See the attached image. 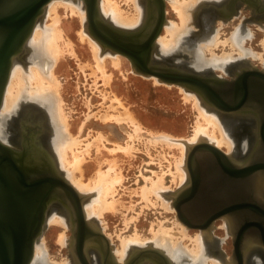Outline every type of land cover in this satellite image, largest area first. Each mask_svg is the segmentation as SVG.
Segmentation results:
<instances>
[{"label":"water","instance_id":"obj_1","mask_svg":"<svg viewBox=\"0 0 264 264\" xmlns=\"http://www.w3.org/2000/svg\"><path fill=\"white\" fill-rule=\"evenodd\" d=\"M50 1L0 0V111L14 59L24 51ZM82 1L91 36L105 50L129 58L137 73L192 90L208 108L223 116L259 114L256 98L264 93V70L243 68L234 79L227 80L212 71L200 72L191 67L196 58L158 50L157 39L167 22L166 0H143L145 14L135 28L117 27L105 20L100 0ZM243 3L264 20V0H225L206 3L200 10L211 8L217 16L228 20ZM26 107L29 112L16 123L20 125L17 132L9 130L15 146L0 139V264H32L35 244L44 232L47 212L53 204L71 214V250L75 254L85 252L79 263L91 264L86 251L95 249L97 244L86 229L91 222L84 212L85 196L69 182L57 162L44 110L32 103ZM32 116L39 122L26 119ZM235 159L233 154L206 140L189 146L188 180L173 193L172 204L183 224L209 235L215 220H227L234 244L231 261L245 264L241 251L264 243L256 235L260 233L264 239V153L256 147L240 163ZM203 170L208 173L207 180L201 177ZM237 179L242 184L262 183L238 189L234 186ZM204 182L210 185L206 187ZM252 189L256 192L251 193ZM96 234L110 246L102 232ZM146 259L154 260L155 264L174 263L163 250L153 247L134 248L124 263L143 264Z\"/></svg>","mask_w":264,"mask_h":264},{"label":"rangeland","instance_id":"obj_2","mask_svg":"<svg viewBox=\"0 0 264 264\" xmlns=\"http://www.w3.org/2000/svg\"><path fill=\"white\" fill-rule=\"evenodd\" d=\"M117 1H119L120 7L125 14L129 12V14L135 13L136 10H134L135 5L133 3L128 0ZM223 1L225 0H207L199 10L206 3H222ZM238 10V13L228 20L217 16L211 8L197 11L196 20L190 31L184 33L172 49L163 52L158 47V50L163 54L174 52L178 55L184 54L188 55L189 58H196L198 65L193 63L194 65L190 64L191 67L200 72L213 70L216 75L224 78H230V75L227 74L228 67L235 63L238 65L239 62L247 61V64L251 67L263 69L264 26H261L260 23H264V20L259 18L258 16L260 15H256L246 3L239 4ZM166 11L167 21L180 24V18L176 10L167 0ZM59 14L64 36V39L60 41L63 53H61L62 55L57 60L56 65L54 61L52 64L57 81L60 83L58 92L62 100V109L69 124V131L73 138L76 137L81 141L79 150L83 158L82 172H77V176L82 175L83 180L88 183L99 170L107 171L111 166L114 167L115 172H119V175L122 176L121 183L116 186V194L113 197H108V200H115L116 204L118 203L116 206L117 211H106L94 224L107 234L108 238H111V244L115 248L121 249L120 240L123 236L129 237L139 234L141 239L148 238L151 240L154 237L153 233L160 231L161 228H165V230L172 229L171 232L174 233L175 242L178 241L182 247L192 248V237H195L202 230L188 228L178 219L177 210L175 208L165 209L166 207L162 206V198H157L154 192L148 195V199L143 198L142 188L145 185L151 186L152 180H157L158 182L163 180L161 182L163 188L172 194L180 186H183V183L187 182L186 180L181 182L177 170V162L182 157L180 148L176 145L167 144L160 136L172 134L184 138L187 137L186 139L191 137L194 134L198 110L192 100L186 101L184 99V94L179 88L181 85L165 82L156 83L153 79L155 76H144L136 73L129 58L122 54H120L122 59L120 65L115 66L111 58L107 57L110 56L108 55V50H104L101 46L102 54L106 57V73L111 77L107 85L102 73L96 67L89 41L84 40L82 42L80 38L79 31L83 25L79 17L72 16L62 6L59 7ZM44 20L46 25L51 22L48 17ZM242 24L246 25L243 28L245 32L253 34L252 37H248L244 42L248 58L247 56L241 57L239 48L232 44L230 38L232 37L231 34ZM137 26L139 25L123 26V28H135ZM214 32L215 39L218 40L212 43ZM165 34L164 27L161 35ZM202 36L204 37L203 39L200 38ZM69 41L72 45H70ZM95 41L97 42V40ZM97 43L99 44V42ZM34 49L29 48L21 58V64L25 68L35 63V60H39ZM212 55L216 57L213 58L211 57ZM223 55H229L230 57L224 62H221V60H218L219 63L217 60H215V63L213 62L214 59L221 58ZM34 56H36L35 59ZM48 60L50 59L48 58ZM116 97L119 99H115ZM31 103L39 104L36 101L25 98L11 113L5 114V125L8 130L14 133L17 132V126H20L16 124L19 121L18 115H20L22 109ZM42 108L48 113L52 137L55 135L54 132L56 133L57 125L54 119L51 118L49 110L44 106ZM126 110L132 112L141 124L140 130H135L131 122H126L123 119L126 115L124 116L122 113L126 112ZM108 115L122 116L124 123L122 122L120 125L116 120H106L105 118ZM225 117H228V119L234 118L229 115H225ZM134 135L137 137L134 138ZM9 139H11V133ZM9 141L13 142L12 139ZM92 142L94 143L90 147V152L84 151L87 145ZM51 147L57 158V149L52 142ZM125 148H129V151H124L123 149ZM248 148L247 144L242 148L238 156L241 157L247 152ZM222 150L225 151L226 147L222 148ZM71 156L72 152H69V157ZM61 170L65 172V169L61 168ZM115 172L113 171V173ZM52 210L56 209L52 208ZM178 222L187 227V234L183 235V237H181L182 234H180L181 229ZM225 224L226 220L224 218L216 220L213 223L211 236L215 249H224L226 252L225 256L230 260L229 264H233L231 261V253L234 246L233 236L227 230ZM63 232L67 233L66 238L69 240L72 238L70 227L67 226L65 228V226L59 224L45 228L44 234H42L43 237H41L49 261L69 264L71 257L68 243L63 245L59 242V237ZM175 235L178 237L177 240ZM216 237L221 238L222 241L218 240L217 242ZM114 256L117 260L115 252ZM186 261L188 262L187 257L184 258L183 262L187 263ZM117 262L125 264L124 261L121 263L117 260ZM35 264H44V261L37 260ZM207 264H212V262L209 261Z\"/></svg>","mask_w":264,"mask_h":264},{"label":"bare ground","instance_id":"obj_3","mask_svg":"<svg viewBox=\"0 0 264 264\" xmlns=\"http://www.w3.org/2000/svg\"><path fill=\"white\" fill-rule=\"evenodd\" d=\"M128 1H130L135 5L134 8V10H136L135 13L129 14L130 13L129 12L125 14L123 9L120 7L119 1L117 0H100L101 11L105 20L107 19L108 22L112 21L114 25L116 24L115 26L121 28H123V26L130 27V26L139 25L145 14L143 0H128ZM167 1L170 2L171 5L176 10L180 18V24H177L172 21L166 22L164 26L166 34L159 36V38L157 39V47H160L163 52L172 49L176 45L177 41H179V38L184 33L190 31L194 21L196 20L195 15L197 11L202 6V4H204L207 0H188V1L167 0ZM216 1H221V0H216ZM61 6L65 8V11L67 10L68 12H70L72 16H77L81 20L83 27L81 28L82 30L80 29L79 31L80 38L82 42L84 40L89 41L91 51L96 62V67L102 73V76L105 79L104 81L107 83V85L109 83L111 77L106 73V68H105L106 57L104 54H102L103 50L101 49L100 43L98 44L90 36L91 34L88 32L87 29V22H86L87 19H86V10H85L84 2L82 0H51L46 5L44 13L38 19L33 33L26 42L24 51L22 52V54L18 55L14 59L10 79L5 92L3 105L0 111V139L3 140L4 142H7L15 146L14 142L9 141L11 140L9 139L10 132L5 125V118H6L5 114L11 113L14 110V108H16L23 99L25 98L27 100L31 99L32 101H36L40 105L47 108L50 112L49 114L51 118L54 119L57 125L56 133L54 132L55 135L51 137V142L53 143L54 147L57 149L56 150L57 162L59 163L61 168L65 169L64 170L65 172L63 173L65 174L69 182L76 188V190L80 194L85 196V200L83 202L85 216L87 217L88 220L97 222V219L101 218V216L106 211L116 210V206L118 205V203L116 204V201L112 199H111L112 201L108 200V197L109 196L113 197L116 194L115 193L117 190L116 186L121 183L122 176L119 175L120 174L119 172L118 173L115 172V169L112 166L107 171L99 170L97 174L88 183H86L83 180L82 175L77 176V172L79 171L80 173L82 172L81 166L83 163V158L79 150L81 141L76 137H75L76 139L73 138L69 131V124L67 123L68 122L67 117L65 116V113L62 109V104H61L62 100L60 99L59 97L60 95L58 92L59 91L58 87L60 83H58L57 81V78L54 73V66L52 64L54 61L56 65L57 60L62 55L61 53H63L61 51V46H60V41L64 39L63 29L62 26L60 25L61 16L59 14V7ZM46 17L50 19L51 21L50 24L47 25L46 23L44 24L45 21L44 19ZM260 24L261 26H264L263 22H261ZM245 26L242 24L240 27H237L235 32L231 34L232 37H230L232 40V44L236 45L239 48L238 50L241 54V57L247 56V51L244 45L245 40L248 37L253 36L251 32L249 34L245 32V30L243 29ZM215 32L213 33L214 36L212 35L213 36L212 43H215L216 40H218L215 39L216 38ZM200 38L203 39L204 37L202 36ZM70 45L72 44L70 43ZM29 48L30 49L35 48L34 50L39 60H35L34 61L35 63H33L30 66L28 65L27 68H25L21 64L22 61L21 58L29 50ZM70 50L72 49L70 48ZM108 53H109L108 55L110 56L107 57L111 58L113 65L119 66L122 60L120 53L114 52L112 50H108ZM211 57L215 58L216 56L214 57L212 55ZM228 57L230 56L223 55V57L221 58L214 59L213 62L215 63V60H217V62L218 60L224 62L228 59ZM35 58L36 56H34V59ZM48 58L50 60H48ZM48 61H49V65H48ZM153 79L155 80L156 83L162 82L159 80L158 77L157 78L155 77ZM179 88L184 94V99L186 101L192 100L195 108L198 110V117L194 129V134L191 137H188V139H186L187 137L184 138L172 134H165V135H161L160 137L163 140H165L167 144L169 145L172 144L173 146L176 145L180 148L182 152V157L177 162L178 163L177 170L179 172L181 182H184L185 180L186 181L188 180V171L186 168V163H187V156L189 153V146H192L201 140H206L207 142H210L221 149L226 147L225 152L231 153L234 155L235 158H237L239 157L238 155L242 150V148H244L248 144V141L244 138L239 143V140H237V130L238 129L240 130L241 128H243L244 130L246 129V126L245 127L243 125L241 126L242 121H238L237 119H228V117H225V115L223 116L221 113L208 108L203 102V99L200 96H198L197 93H195L194 91L189 90L183 86ZM115 99H117V97ZM120 104L122 105L121 101ZM122 114H124V116L126 115L125 117H123V119H125L126 122H131L135 130L138 131L141 129V124L134 117L132 112L126 110V112ZM122 116L108 115L105 119L116 120L121 125V123L124 121L121 118ZM51 129H52L51 126H49V132L51 131ZM133 137L136 138L137 136L135 137L134 135ZM93 143L94 142L87 145V148L84 151L90 152V147L93 145ZM123 150L127 152L129 151V148H125ZM69 152H72L71 157H69ZM113 171L115 173H113ZM162 181L158 182L157 180L156 181L152 180L150 184L151 186L145 185L142 188L143 198L148 199V195L153 194L154 192L157 198L158 197L162 198L163 205L162 204L161 205L165 206L166 207L165 209H173L174 206L173 204H171L173 202L172 199L173 193L171 194V192L165 191L166 189L163 188L161 183ZM52 208H55L56 210H52ZM55 224H59L61 226L63 225L65 226V228L67 226L71 227V222L69 221L68 216L61 211V207L59 205L57 206L53 204L49 207V210L47 212L45 228ZM178 224L181 229L180 230L181 231L180 234H182L181 237H183V235L187 234V227H185L183 224L179 222ZM225 226L227 230H229L230 225L227 220ZM171 230L172 229L165 230V228L164 229L161 228L160 231H156L153 233L154 237L151 240L148 238L141 239L139 234L136 235L134 234V236L128 235L129 237L121 236L122 237L120 240L121 249L115 248V246L112 244V248L114 249L115 255L117 256V260H119V262L122 263L123 261L126 260V258L134 248L137 247L147 248V246L148 247L150 246V248L156 247L163 250L175 264H185L183 262L185 257H187L188 259V262L186 261L187 264H207L209 263V261L212 262V264L230 263V260L229 258H227V256L226 257L224 256L225 258L223 257L222 251H220L219 249H215V245H213L211 234L209 235L207 232L201 231L195 237H192L191 240L193 242V247L187 248L180 246L178 241L175 242L174 233H172ZM66 234L63 232L59 237V242L63 245L68 243V238H66ZM41 236L39 237L38 241L35 244V254L32 264H35L37 260L44 261V264H61L57 262H51L47 259V251L45 250V246L43 245V240H42L43 236L42 237ZM177 238L178 237L176 236V240ZM108 239L110 241L111 238ZM95 243L99 244V242L97 241H95Z\"/></svg>","mask_w":264,"mask_h":264},{"label":"flooded vegetation","instance_id":"obj_4","mask_svg":"<svg viewBox=\"0 0 264 264\" xmlns=\"http://www.w3.org/2000/svg\"><path fill=\"white\" fill-rule=\"evenodd\" d=\"M209 26H210V24H209ZM228 68L229 69H228L227 74L230 75V78H225V79L232 80L235 78V75L237 73L242 72L243 68L244 69H248V68L251 69L252 67L250 65H248L246 61H244V62H239L238 65H237V63L230 65ZM260 70H264V68L260 69ZM210 73H211V71H210ZM212 73L215 74L213 72V70H212ZM222 78H224V77H222ZM28 105H30V104H28ZM36 105L39 106V108L38 107H36V108L44 110V112H45L44 114L46 117L45 124H48L47 127L49 130V126L51 125V122L48 119L47 111L44 108H42V105H40V104H36ZM256 107L258 108L259 114L254 113L253 116H248V115L232 116V117H234L233 119H237L238 121H242L241 126L242 125L244 127L246 126L245 130L243 128H241L240 130L239 129L237 130V140H239V143H240V141H242V139L245 138L248 141V147H249L247 152H245L241 157H238V159L237 158L235 159V161H237L239 163L241 161H243L248 155H250L251 150L255 149L256 147L260 148V150H263V153H264V93L262 95H259L256 98ZM28 112H29L28 107L22 109V112H20V115H18V117H19L18 120L21 119L22 116L24 114H27ZM27 119L34 121V122H39V120H40V119L33 117V116H32V118L27 117ZM227 154H231V153H227ZM201 177L203 180H207L208 173L205 170H203L201 173ZM213 178L218 180L217 176H215ZM223 178H224V176H223ZM262 178H264V176H262ZM224 180L225 179H223V181ZM227 180H230L229 177H227ZM214 182H219V181H214ZM261 183H262V181H260V184L259 183L253 184V182H251V184H244V183L242 184V182L237 179V183H236L237 185L234 184V186H237V188H238V187H242V186L246 187V185L247 186H253L255 184L261 185ZM203 185L207 187L210 184L207 182H204ZM249 189H251V188H249ZM255 190L256 189H254V190L252 189L251 193L256 192ZM255 203H256V201H255ZM61 211L68 216V219L71 222L70 229L72 231L73 219H72L71 214H69L63 207H61ZM90 222L91 223L87 224L86 229H87L88 233L91 234L94 237V239H96L97 242H99V244L96 243L97 246L95 249L89 248L86 251L87 252V258L89 259L90 263L91 264H115V263L117 264L118 262L114 256V252H113L111 242L109 241L110 246L108 247L107 245H105L106 242H105L104 238L100 237L96 233L102 232L105 236H106V234L102 230H100V228L96 224H94L93 221H90ZM218 228H219V226H218ZM229 232H230V230H229ZM256 235L259 237V239L262 240V242L264 241V239H263L262 235H260V233H256ZM215 239L217 240V242H218V240L220 242L222 241L221 238L216 237ZM243 241L244 240H242L241 243H243ZM71 242H72V238L70 240L68 239V246L70 248V257H71V261H69V264H80L79 259L83 260L85 258V252L78 253V254L73 253V251L71 250ZM263 245H264V243H263ZM263 245H260L259 247L257 246L254 248H250V249L248 248L249 250L243 249L241 251V257L243 259H245V264H264V246ZM143 248H146V247H143ZM147 248L151 249L152 247L150 248V246L149 247L147 246ZM153 248H156V247H153ZM220 250L223 251L222 254L224 257L226 255L225 250L224 249H220ZM233 250H234V246H233ZM233 250H232L231 254H233ZM110 252H111V254H110ZM260 259H261V261H260ZM155 263L156 262L152 259H146L143 264H155ZM173 264H175V263H173ZM185 264H187V263H185Z\"/></svg>","mask_w":264,"mask_h":264}]
</instances>
